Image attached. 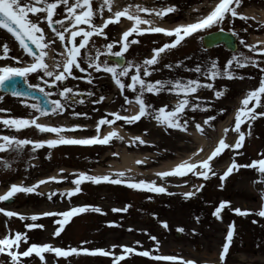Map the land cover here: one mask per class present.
Wrapping results in <instances>:
<instances>
[{"label": "rangeland", "instance_id": "374dc122", "mask_svg": "<svg viewBox=\"0 0 264 264\" xmlns=\"http://www.w3.org/2000/svg\"><path fill=\"white\" fill-rule=\"evenodd\" d=\"M217 1L216 3H218ZM183 2H187V5ZM209 2L210 0H126L123 5L134 4L158 9L169 6L175 7L177 10L174 13L168 14L163 19L160 18L161 23L172 25L179 21L192 20L195 13L199 14L201 12V15L208 9L207 5ZM182 3L184 5L183 9ZM93 6L98 8L99 0H93ZM194 7L195 9L191 10ZM262 9H264V0H242L241 6L237 11L248 18L247 22L237 18L231 23L226 21L223 25L224 30L238 33L236 36L238 43L237 52L247 53L256 60H262L264 56H261L258 52H249L248 48L241 45L239 41L242 39L245 44L255 45L257 49H261L264 46L252 42V37H264V24L257 14ZM105 14L106 11L104 18H107ZM144 18L147 19L148 16L144 15ZM100 19L97 17L95 23L100 24ZM124 22V18H121V26H118L119 24L110 25L108 29H105L109 37L107 42L119 40L123 31L126 30L125 28L131 27V23L126 25ZM41 26L45 28L46 35L52 38L53 34L47 29L46 25ZM141 27L146 28L149 25H142ZM217 29L214 27L211 30ZM244 29H247V31ZM200 37L187 38L186 42L165 55L161 64L156 66L157 70L148 79L152 81L158 79H196L197 74L185 71V68L195 67L198 63L206 64L210 60H217L219 65L223 66L233 55V53L225 51L221 46L209 51L204 50L200 44ZM132 38H136L140 42L129 48L128 52L125 53V59L135 63H140L144 59L150 58L154 47L162 46L163 43L169 42V39L163 34L146 33L139 37L134 34L133 37H130V39ZM94 40L97 47H102L105 43L102 37H94ZM153 41L156 43L154 44ZM4 42H8L12 49L9 56L21 57L23 55L22 49L19 48L14 38L6 31L0 29V44ZM51 50H55L56 54L63 50L58 40L52 45ZM114 50H119V45ZM6 62L15 65L14 61ZM6 62L0 61V65ZM178 62H182L180 68L173 67V69L169 70L164 67V64L171 63L175 65ZM261 67H264V64H261ZM235 71L238 77L243 76L244 79H217L214 82L216 89L227 88V92L222 98L216 99L214 93L206 89H202L196 94L209 111L186 112L185 118L194 119L196 123L202 125L203 121L209 116L216 117L214 121H211L210 125L204 126L203 134L196 131L194 124H189L187 132H180L157 125V122L151 117H144L132 125L125 124L123 121H117L112 125L115 126L118 123L120 129L128 134L129 138L128 140L113 138L109 145L86 147L63 145L54 149L46 147L37 150L35 153L32 152L31 146H28L19 156L14 153H0V159H7L12 164L10 170L0 166V193L3 190H8L12 184L31 186L40 179L47 178L54 171L57 172L58 176L61 169L64 170L63 176L67 177L61 183L53 182L47 184L49 187L48 191L41 192L39 191L40 187L38 191L44 195L19 193L14 197L15 201L13 204L4 205L0 202V207L26 216L46 211L63 212L72 207L85 205L100 207L106 213L102 215L87 212L74 216L59 237L53 236L55 229L58 227L54 221L62 219V217H44L36 221V223L44 226L43 229L34 228L29 230L25 225L33 223L32 221H21L17 217L9 219L0 213V238L9 234V231L12 234L16 232L26 233L28 245H22L20 251L26 250L27 246L31 244H51L62 249L74 247L87 248L89 250H111L113 245H117L133 247L136 252L150 250L154 254L179 256L184 260L193 261L194 264H220V254L223 244L226 242L227 232L231 225H235L233 242L226 256L225 264H264V218L254 214L264 204V199H262L264 184L254 183L261 177L253 169L241 168L238 172L234 171L223 184L219 179V175H222L230 166L233 156H235L237 163L242 165L250 164L253 160L261 158L258 154L264 153V117H260L252 123L251 136L246 138L244 147L238 150L243 155H237L231 150H225L221 156L212 161V167L217 176L211 177L208 181L198 179L191 174L183 178L169 177L161 180L156 176V173H149V171L159 167L162 163L175 161L183 155L192 153L196 146L190 135L192 131L197 132L208 142V149L214 150L219 141H217L216 137L217 125L225 123L231 115V120L225 128H231L234 125L235 114L241 106L242 99L248 91L258 87L260 77L264 75L258 68L251 66L236 69ZM76 75L83 74L76 72ZM93 75L97 77L94 79L95 85H86L83 80L69 79L66 81L69 87L78 85V90L82 92L92 91L95 93L94 96L86 99L85 104L74 106L75 111L86 112L90 118H73L71 110H69L62 117L70 121V124L91 127L96 125V122L110 111L120 110L126 113L123 110L125 108L123 96H118L117 92H115L114 98H112L111 93H109L110 89H112L108 80L111 79L110 75L103 73H93ZM200 79L202 82H209L204 80L203 77H200ZM125 80L130 82L127 78ZM38 82L35 74L29 77V83L36 84ZM101 84H103V88L98 87ZM125 94L130 99H134L133 93L125 92ZM101 95L106 97L103 103L94 105L90 102ZM0 96L4 97L3 101H0V108L7 110L0 112V118H30V110L24 107L21 99L1 93ZM116 96H118V100H115ZM145 98L155 109H159L164 105H168L171 108L177 103L176 96L169 92H163L160 95L146 94ZM28 102L34 103L29 100ZM135 107L138 106L135 105ZM257 111H260V109ZM2 126L0 125V135H2ZM242 130L247 132V125H242ZM145 132L147 135L144 134ZM92 134L93 132L90 129L86 131L77 130L67 135L76 138H88L92 137ZM3 135H15L20 139L43 140L45 134L40 133L34 127L16 132L3 126ZM136 136H140L147 143L145 145L137 143L130 146L131 138ZM237 138L236 133L229 131L226 142L234 144ZM117 149H122L128 154L142 156L144 161L143 164H137L135 172L126 173L125 180H145L149 182L155 180L158 185L167 187L169 192L176 193V195L133 190L124 184L102 183L94 185L91 182L82 184V192L71 199L59 195V193L74 188L71 180L75 177L71 175L72 173L86 172L90 175H111L120 172L108 166V163H118V155H113ZM49 153L51 154V159L46 158ZM97 168L103 169V172L95 174L94 170ZM202 183L205 187L192 198L185 199L181 195V193L192 191L193 186H199ZM175 185L182 186L177 187ZM52 192H56L57 195L53 197V200L49 201L47 195ZM222 201L230 202V207L222 211V218L218 220L212 213ZM126 205H131L126 213L112 211L113 208H124ZM236 208L253 214L239 216L234 212ZM196 217H199V222H197ZM163 222H167V229L162 227ZM113 224L116 226H109ZM129 228L133 229V231H128ZM178 228H182L184 231L179 232L177 231ZM150 236H155L159 241L158 251H156V242L151 240ZM85 241L88 243H84ZM137 241L139 245H137ZM121 254V248L117 247L115 255ZM44 255L47 264H113L111 257L91 256L83 252L67 259H57L53 253ZM0 264H10L9 258L6 255H0ZM24 264H42V262L33 255L32 258H26ZM121 264H157V262L131 254ZM161 264H166V262H161Z\"/></svg>", "mask_w": 264, "mask_h": 264}, {"label": "snow or ice", "instance_id": "6c2138e0", "mask_svg": "<svg viewBox=\"0 0 264 264\" xmlns=\"http://www.w3.org/2000/svg\"><path fill=\"white\" fill-rule=\"evenodd\" d=\"M241 3L242 0H219L214 8L202 18L169 30L158 26H151V21L142 18L140 14L148 13L151 15L154 13L155 16L163 19V17L177 10L172 6L149 9L136 5L135 12H132L130 11L132 5H129L123 10L113 12L112 0H99L98 8H94L93 0H0V29H4L9 33L23 52L21 57L9 56L12 50L9 43L4 42L0 44V61L6 62L11 60L15 62V65L7 62L0 65V91L20 98L24 107L30 110V118H0V125L16 132L34 127L40 133H52L57 137L55 139L31 140L20 139L15 135H0V153H14L16 156H19L28 146H31L32 152L35 153L39 149L46 147L54 149L63 145H109L113 138L123 140V137H120L115 130L109 132L107 135H102L101 129L103 126L111 127L117 121H123L125 124L132 125L144 117H151L157 122V125L180 132H187L189 124H194L196 131L203 134L204 126L210 125L211 121H214L216 117L209 116L203 121V125L196 123L194 119L185 118L187 111H209L204 103L201 102V98L196 94L200 90L206 89L212 91L216 99L222 98L226 94L227 88L216 89L214 82L217 79H244L243 76L238 77L235 70L249 66L258 68L261 73H264V67H261V64H264V59L256 60L253 56L246 55L243 52H234L223 66L219 65L217 60H210L206 64L198 63L195 67L185 68V71L197 74L196 79H158L152 81L148 78L157 70L156 66L161 64L163 57L186 42L187 38L205 32L210 33V30L214 27L223 32L224 23L226 21L231 23L237 18L247 22L248 18L237 11ZM105 11L111 14L108 18H104ZM97 17L101 18L103 23H95ZM121 18H126L130 21L131 27L123 31L119 40L107 42L109 37L105 29H108L110 25L119 24ZM41 25H46L47 29L53 34L52 38L46 35L45 28ZM142 25H149V27H141ZM244 30L247 31V29ZM146 33L163 34L169 39V42L163 43L162 46L154 47L150 58H146L140 63L125 59V53L128 52L129 48L140 42L138 39H130V37H133L134 34L136 37H139ZM231 35L237 36L238 33L232 31ZM94 37H102L104 39L105 43L102 47L96 46ZM200 38L203 39V36L201 35ZM57 40L63 51L58 52L56 56L59 58L54 57V63L49 65L47 62L49 51ZM153 43L155 44L156 42L153 41ZM239 43L247 47L249 52H259L261 56H264V48L257 49L255 45H247L242 39ZM117 45H119V50H114ZM109 57H115L117 61L123 60V63L112 62L108 59ZM181 66L182 62H178L175 65L171 63L164 64V67L169 70L173 69V67L180 68ZM76 72L83 75L78 76ZM93 73L110 75L120 94L123 96L124 104L138 106V112L135 115L129 116L121 115L120 112L107 113L96 122V135L88 138H74L64 135L68 132L83 130L80 125L60 127L38 122L43 117L63 116L69 110H71L73 118H90L86 112L75 111L74 106L85 104V97H92L95 93L92 91L82 92L78 90V85L76 87H69L66 81L69 79L76 81L83 80L85 83L92 85L94 79L97 78ZM33 74L36 75L39 81L36 84L29 83V77ZM200 77L209 82H202ZM125 78L130 82H126ZM21 82L24 85L23 88L20 87ZM125 92L133 93L134 99H130ZM163 92H169L176 96L177 103L171 108L168 105H164L159 109H155L153 105L146 101V94L160 95ZM36 93L40 94L39 101L35 103L28 102L29 99L35 98ZM53 97L57 98L53 99ZM3 99L4 97L0 96V101H3ZM105 99L106 97L101 95L90 102L94 105L101 104ZM258 109L260 111H257ZM123 110L128 111L127 108ZM5 111L7 110L0 108V112ZM260 117H264V75H261L258 87L246 93L241 101L240 108L236 111L234 125L231 128L224 129V136L218 141L217 146L206 159L192 162L193 157L203 152V148H201L193 153V156L189 157L188 160L180 162L171 170L157 172L156 176L161 180H165L169 177L183 178L191 174L204 181L217 176V173L213 170L212 161L221 156L225 150H231L237 155H243L238 150L244 147L246 138L252 134V123ZM242 125H247V132L242 130ZM229 131L237 134L238 138L234 144L226 142ZM144 134L147 135L146 132ZM137 143L145 145L147 142L140 136L131 138L130 146ZM113 155L117 156L118 153H113ZM258 155L261 156L260 159L253 160L250 164L246 165L237 163L235 156H233L230 166L222 175H219L222 184L234 171L238 172L241 168L255 170L261 179L254 181V183L264 184V153ZM46 158L51 159V154L49 153ZM143 163L144 161L141 160L136 161L138 165ZM0 166L6 170H10L12 164L7 159H0ZM63 171L61 169L58 176L41 179L31 186L12 184L5 194L0 195V202H9L19 193L44 195L38 189L42 185L53 182L61 183L67 179V177L63 176ZM71 175L75 177L71 180L74 188L59 193L61 197L66 196L68 199H71L73 196L80 194L82 192L81 185L85 182H91L94 185L102 183L112 185L124 184L133 190L176 195V193L169 192L167 187L158 185L155 180L150 182L145 180H125L126 173L124 171L111 175H90L86 172L72 173ZM175 186L180 187L182 185ZM204 187L203 183L199 186H193L192 191L181 193V195L185 199H190L196 193L202 191ZM56 195V192H52L47 195V199L51 201ZM262 199H264V193H262ZM130 207L131 205H126L124 208H113L112 211L126 213ZM228 207H230V202L222 201L215 208L212 215L219 220L222 218V211ZM87 212L106 214L100 207L88 205L72 207L63 212L46 211L31 216L0 207V213L9 219L17 217L21 221H32L33 223L25 225L29 230L34 228L43 229L44 226L36 223V221L44 217H62V219L54 221L58 225L53 233L54 237L61 235L65 226L70 223L74 216ZM234 212L239 216L253 214L248 211H242L239 208L234 209ZM254 214L264 218V204ZM196 220L199 222V217H196ZM162 227L167 229V222H163ZM234 230L235 225H231L220 254V264H225L226 256L233 242ZM128 231H133V229L129 228ZM177 231L183 232L184 230L178 228ZM150 239L156 242V251H158L159 241L155 236H150ZM84 243L88 242L85 241ZM136 243L139 245L138 241ZM22 245H28L27 234L20 232L12 234L9 231V234L0 238V255H6L10 260V264H24V260L32 258L33 255L38 257L42 264H47L44 255L46 253H53L57 259H67L73 255H80L81 252L91 256L111 257L113 264H121L131 254L149 258L157 262V264H161V262H166V264H194L193 261L184 260L179 256L154 254L150 250L136 252L133 247L128 246L113 245L111 250H89L87 248L80 249L74 247L62 249L51 244H31L27 246L26 250L20 251ZM117 247L121 248V255H115Z\"/></svg>", "mask_w": 264, "mask_h": 264}, {"label": "bare ground", "instance_id": "6f19581e", "mask_svg": "<svg viewBox=\"0 0 264 264\" xmlns=\"http://www.w3.org/2000/svg\"><path fill=\"white\" fill-rule=\"evenodd\" d=\"M125 1L126 0H112L113 12L114 11H118V10H123L125 7H128L126 5H123ZM135 6L136 5L133 4L132 8L130 9V11L135 12ZM149 9H158V8H153L152 7V8H149ZM193 9H195V7L191 8V10H193ZM250 14L253 15L252 13H250ZM257 14L260 16L262 22L264 23V9H262L260 12H257ZM105 15L108 18V16L111 15V14L106 11ZM140 15L142 16V18H144V15H147L148 16L147 19L151 21V26H158V27H162V28H165V29H169V30L174 29L177 26L188 24V23H191L192 21H194V20H189V21H186V22H179L178 24L166 25L164 23H161L160 22V18L155 16L154 13L151 14V15H149L148 13H141ZM124 21H125L124 23L126 25L131 23L126 18H124ZM99 23L100 24L103 23V20L100 19ZM119 26H121V23H119ZM125 29L127 30L128 27L125 28ZM252 42L260 44V45H264V37H258V38L257 37H252ZM54 57L55 58H59V57H56V51L55 50H53V51L50 50L49 51V58L47 60L49 65H52L54 63V60H53ZM137 112H138V110H137V107H135V105H130L129 106V114L130 115H135ZM231 116H229L227 118L225 123H220V124L217 125V136H216L217 137V141L220 140L224 136V129H225L227 123L231 120ZM38 122L41 123V124L49 125V126H60V127H72L73 126V125L70 124V121H68L66 119H63L62 116H53V117H50V118L49 117H43ZM113 130L117 131L118 135L120 137H123L124 140H128L129 135L126 134L124 131H122L117 126L116 127H112V126L109 127L108 126V127H106L104 129V131L101 134L102 135H107L109 132H111ZM44 134L45 135H44V139L43 140L57 138L56 135L52 134V133H44ZM190 135L192 136V139L194 140V143L196 145L195 146V150L192 151V153H188L186 155H183L182 157L177 158L175 161H167L165 163H162L159 167L153 169L152 171H149V173H157V172H163V171L171 170L173 167H175L180 162H182L184 160H188L189 157L193 156V153L197 152L201 148H203V152H201L198 156L193 157L192 162H196V161H199V160L206 159L207 156L210 155V153L212 152V150L208 149V142L204 138H202L198 133H196L194 131L190 132ZM115 153H118V157H119L118 163H108V166L111 167V169L118 170V171H124L127 174L133 173V172H135L137 170V164H136L137 160L143 161L142 160V156H137L135 154H128L122 149H119V150L117 149ZM94 172H95V174H100V173L103 172V169L97 168V169L94 170ZM51 176H57V172L54 171L48 177H51ZM43 179H46V178H43ZM48 188L49 187L46 184V185L41 186L39 191L45 192V191L49 190ZM6 192H7V190H3V191H1L0 195L5 194Z\"/></svg>", "mask_w": 264, "mask_h": 264}, {"label": "water", "instance_id": "95a60500", "mask_svg": "<svg viewBox=\"0 0 264 264\" xmlns=\"http://www.w3.org/2000/svg\"><path fill=\"white\" fill-rule=\"evenodd\" d=\"M203 43H204V46L206 48H211V47H213L215 45H218V44L222 43L230 51H234L236 49L235 39H234L233 35H231L229 33H225V32H220V31L204 37ZM118 62L119 63H122V60H120ZM20 87L21 88L24 87V85H23L22 82L20 84ZM1 92H3V91H1ZM3 93H6V92H3ZM39 98H40V94L39 93H36L34 99H36V100L39 101ZM12 202H13V200H11L9 202H4V203L10 204Z\"/></svg>", "mask_w": 264, "mask_h": 264}, {"label": "flooded vegetation", "instance_id": "af4514ba", "mask_svg": "<svg viewBox=\"0 0 264 264\" xmlns=\"http://www.w3.org/2000/svg\"><path fill=\"white\" fill-rule=\"evenodd\" d=\"M215 2V0L214 1H211L210 0V2L208 3V5H207V7H208V9L206 10V11H204L201 15H200V13L199 14H194V16H193V19H195V21L197 20V19H199V18H202L203 16H205V15H207L209 12H210V7H211V5L213 4ZM184 4H186L187 5V2H183ZM183 3H182V5H183ZM183 7H184V5L182 6V9H183ZM215 30H210V33L211 32H214ZM207 34H209L208 32H205V33H201V34H197V35H194L193 37H196V36H205V35H207ZM199 39V38H198ZM202 39L200 38V44H201V46H202ZM199 44V43H198ZM237 47H238V43H237ZM204 49V48H203ZM204 50H206V51H209V50H207V49H204ZM225 50V49H224ZM238 50V49H237ZM226 51V50H225ZM246 55H249V54H247L246 53ZM109 80V84H110V86L112 87V89H110V92L109 91H107V92H109V93H111V97L112 98H114V95H115V92H117V94H118V96H120L121 94H120V91H119V89L116 87V85L114 84V82L112 81V79H108ZM99 88H103V84H101L100 86H98ZM105 94H108V93H105ZM118 96H116V99L115 100H118ZM88 97H85V100L87 99ZM120 109V108H119ZM116 111H118V110H116ZM1 134L3 135V126L1 127Z\"/></svg>", "mask_w": 264, "mask_h": 264}]
</instances>
